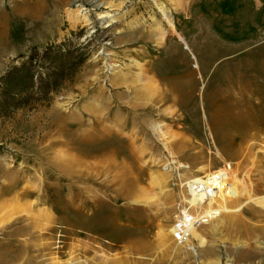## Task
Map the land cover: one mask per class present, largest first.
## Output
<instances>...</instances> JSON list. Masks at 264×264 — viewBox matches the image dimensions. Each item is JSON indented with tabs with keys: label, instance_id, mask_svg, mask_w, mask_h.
<instances>
[{
	"label": "rangeland",
	"instance_id": "rangeland-1",
	"mask_svg": "<svg viewBox=\"0 0 264 264\" xmlns=\"http://www.w3.org/2000/svg\"><path fill=\"white\" fill-rule=\"evenodd\" d=\"M0 12V78L34 49L86 55L48 105L0 96V264H264V143L213 196L185 190L242 159L222 74L261 66L264 0H0ZM248 95L241 110L261 117L264 92ZM183 200L197 219L176 241Z\"/></svg>",
	"mask_w": 264,
	"mask_h": 264
},
{
	"label": "bare ground",
	"instance_id": "bare-ground-1",
	"mask_svg": "<svg viewBox=\"0 0 264 264\" xmlns=\"http://www.w3.org/2000/svg\"><path fill=\"white\" fill-rule=\"evenodd\" d=\"M4 28V13L0 12V39L4 38ZM204 54H208V57H212L209 59L210 61L214 59L216 53H213L212 50H208ZM240 59L243 60L246 59V57H238L236 62L238 63ZM254 64L253 62L246 61L240 69H238L236 65L235 68H229L222 74V80L226 86L225 89L221 88V93L226 102L224 101L225 103L220 104L221 112L225 120L223 126L224 134L226 137H229L228 139L231 138L228 140L227 144L235 146L233 152L234 157H242L241 160L234 163L235 166L233 168L231 167L232 175L234 173L233 178L236 175L238 165L256 148V144L261 145L264 143V114H262L261 117H258V114H256L258 111L261 112L260 109L263 106L257 104V108H254L255 103L253 102L254 107L253 111L251 110V114H247L241 110V107H245L244 105L249 103L248 99L244 96L245 94L249 93L248 98L250 99L252 93L256 92L258 95H262L264 92L263 82L261 86V80L264 81V57L261 60V66H259V68L256 69ZM253 66L255 68H253ZM245 71L248 72V74L251 73L250 76L246 74ZM261 135L263 136L261 137ZM253 141H256V144ZM227 184H230L229 181H225L223 185Z\"/></svg>",
	"mask_w": 264,
	"mask_h": 264
},
{
	"label": "trees",
	"instance_id": "trees-1",
	"mask_svg": "<svg viewBox=\"0 0 264 264\" xmlns=\"http://www.w3.org/2000/svg\"><path fill=\"white\" fill-rule=\"evenodd\" d=\"M65 45V42H61L46 47L40 58L34 49L26 61L12 66L0 78L2 89L0 96H4L3 93L10 96L13 105L18 107L22 98L37 94L38 105H48L51 98L49 93H57L66 81H72L76 66H79L86 57L77 52V47H64ZM47 60L48 65H45L44 62Z\"/></svg>",
	"mask_w": 264,
	"mask_h": 264
},
{
	"label": "built area",
	"instance_id": "built-area-1",
	"mask_svg": "<svg viewBox=\"0 0 264 264\" xmlns=\"http://www.w3.org/2000/svg\"><path fill=\"white\" fill-rule=\"evenodd\" d=\"M230 169L231 165L229 163H225L222 167L211 171V174L209 175H206V173L196 175L201 179H193L196 177L188 179L185 183V190L186 192L188 188L194 190L197 194L201 195L203 199L211 197L218 189L215 184L224 182L229 175ZM188 196L189 194L187 193V197ZM175 216L177 218L173 223L174 227L172 237L176 241H180L184 238L189 226L195 222L196 216L194 215L189 203L187 201L184 202V200L178 203Z\"/></svg>",
	"mask_w": 264,
	"mask_h": 264
}]
</instances>
